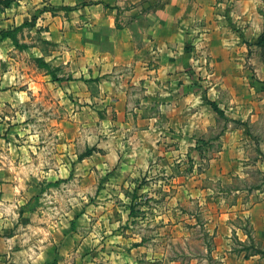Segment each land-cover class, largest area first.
<instances>
[{"label": "rangeland", "instance_id": "374dc122", "mask_svg": "<svg viewBox=\"0 0 264 264\" xmlns=\"http://www.w3.org/2000/svg\"><path fill=\"white\" fill-rule=\"evenodd\" d=\"M215 30L186 45L181 101L176 91L155 105L147 99L164 96L142 85L118 103L98 76L90 101L60 84L52 106L49 88L37 100L33 52L12 50L14 62L30 60L27 79L16 71L0 97V264H264L262 240L240 214L246 196L232 191L264 179V28L251 41L222 29V42Z\"/></svg>", "mask_w": 264, "mask_h": 264}, {"label": "crops", "instance_id": "0c3cea01", "mask_svg": "<svg viewBox=\"0 0 264 264\" xmlns=\"http://www.w3.org/2000/svg\"><path fill=\"white\" fill-rule=\"evenodd\" d=\"M204 27L218 29L209 35L222 42L226 36L222 29L236 41H251L252 34L256 38L260 34L255 30L264 28V0H15L9 7L0 6V33H16L19 44L12 37L0 35V97L10 91L6 89L12 76L14 83L17 81L16 71L19 82L29 75L21 70L28 57L23 55L19 62L12 58V50L18 47L25 53L33 52L37 100L43 101V87L49 88L47 100L52 106L53 102L57 104L60 84L65 95L73 93L82 101H90L89 78L98 76L103 77L104 91L117 94L118 103L125 106L128 90L138 85L145 87L146 93L164 96L148 98L147 104L170 101V94L176 91H182L174 98L181 101L188 86L185 77L190 72L182 73L190 63L186 45L197 44ZM27 28L34 29L33 41L19 34ZM38 60L49 64L52 71L48 73ZM256 76L262 81L264 68L258 69ZM234 78H228L223 86L234 89ZM43 79L50 84L38 81ZM22 85L26 81L19 84L20 98L27 93ZM259 111L258 119L263 123L264 107ZM262 146L264 152V143ZM262 182L232 191H243L242 196H246L240 214L249 218L253 236L264 245V179Z\"/></svg>", "mask_w": 264, "mask_h": 264}, {"label": "trees", "instance_id": "16d2710c", "mask_svg": "<svg viewBox=\"0 0 264 264\" xmlns=\"http://www.w3.org/2000/svg\"><path fill=\"white\" fill-rule=\"evenodd\" d=\"M14 1H15V0H0V6H3V7H9ZM1 35H2V37H12V38L14 39V41L16 42V45L18 44V42H17V38H16V36H15L14 33L10 32V31H2V32H1ZM258 44H260V45L264 44V32H263V34L260 36V38H259V40H258ZM38 63L40 64L41 67H46V69H47L48 71H51V70H50V65H49V64L44 63L43 61H39V60H38ZM53 74H54V75H53L54 78H57L56 73H53ZM210 104H211L212 108H213V109H214L219 115L225 116L224 111L219 107V105H218L216 102L212 101V102H210ZM92 154H93V149H88V150H87L83 155H81L80 157L83 158L84 156H90V155H92ZM135 215H136V210H135V205L133 204V205L131 206V211H130V213H129V217H130L129 220H131V222H130V223L128 222V226H132L133 222H135V221H133V218H134ZM141 244H142V242H139V243H137L136 245H141Z\"/></svg>", "mask_w": 264, "mask_h": 264}]
</instances>
